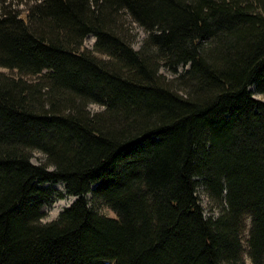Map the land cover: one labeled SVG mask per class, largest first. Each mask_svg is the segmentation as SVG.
<instances>
[{
	"label": "trees",
	"instance_id": "1",
	"mask_svg": "<svg viewBox=\"0 0 264 264\" xmlns=\"http://www.w3.org/2000/svg\"><path fill=\"white\" fill-rule=\"evenodd\" d=\"M10 1L0 264H264V0ZM55 183L76 199L42 223Z\"/></svg>",
	"mask_w": 264,
	"mask_h": 264
},
{
	"label": "rangeland",
	"instance_id": "2",
	"mask_svg": "<svg viewBox=\"0 0 264 264\" xmlns=\"http://www.w3.org/2000/svg\"><path fill=\"white\" fill-rule=\"evenodd\" d=\"M27 0H11V8L14 11H18L21 12L22 10L26 9L25 6V2ZM244 1V0H243ZM246 1H253V0H246ZM132 35H133V40L131 43V46L133 47L134 50H138L142 44V41L145 37V34L143 33V31L141 29H139L136 25H133V29H132ZM93 45H94V38L92 36H88L85 38L84 42H83V47L87 50H90L91 52H93L98 58H104V56L97 54L93 51ZM186 69V67H179L177 68V72L178 73H182L184 70ZM0 71L6 75H11L14 76L15 72H12L8 69H4V68H0ZM160 74L163 75L167 80H174L176 75H174L171 71H169L168 69H166L165 67H161L159 70ZM251 91H254L253 88H251ZM254 99L257 101H261L264 102V96L259 95V94H254ZM102 110V107L98 106V105H89L88 106V111L91 114H95L98 113ZM31 162L34 165H42L45 163V157L44 155L39 152V151H34L32 152V157H31ZM43 187L48 188V189H53L57 192V197L56 199L53 201L52 204H50L49 206L44 208V213H45V217L41 220L42 223H49L52 222L54 220H56V218L58 217L59 213L69 207L72 202L76 199L75 197H71V196H67L65 195V191H64V186L61 183H55V184H46ZM201 189L197 190V197L199 199V205L201 206V208L204 211V215L207 217L209 215L216 217V215L218 214V209L216 208V206L211 203L208 202V200L206 199L205 195H203V193L200 191ZM100 213L109 216V217H115V215L113 214V212H111L108 208L106 207H102L99 210ZM250 227V219L247 218L245 220V233H244V237H246L247 235V231ZM244 260L247 264H250V261L248 260L247 256H244Z\"/></svg>",
	"mask_w": 264,
	"mask_h": 264
}]
</instances>
